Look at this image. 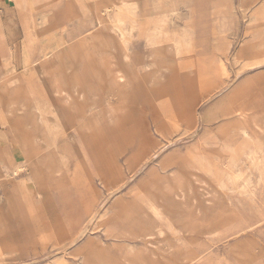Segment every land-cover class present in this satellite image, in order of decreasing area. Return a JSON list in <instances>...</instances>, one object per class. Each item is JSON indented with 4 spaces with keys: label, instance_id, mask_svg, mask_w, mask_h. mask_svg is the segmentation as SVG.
Masks as SVG:
<instances>
[{
    "label": "rangeland",
    "instance_id": "rangeland-1",
    "mask_svg": "<svg viewBox=\"0 0 264 264\" xmlns=\"http://www.w3.org/2000/svg\"><path fill=\"white\" fill-rule=\"evenodd\" d=\"M151 1L47 0L17 32L0 264H264V0Z\"/></svg>",
    "mask_w": 264,
    "mask_h": 264
},
{
    "label": "crops",
    "instance_id": "crops-1",
    "mask_svg": "<svg viewBox=\"0 0 264 264\" xmlns=\"http://www.w3.org/2000/svg\"><path fill=\"white\" fill-rule=\"evenodd\" d=\"M43 2L44 3L35 4L33 0H0V66H2L0 67V80L9 72L13 71V65H10L9 61L15 59L13 58L14 52L12 53V49H14L15 46L14 42L19 39V37L16 36L17 32L21 35H25L28 26L32 25L31 18L33 17V10L38 6L47 4V0ZM66 4L67 3L54 5L52 9H63L62 11H65L63 7H65ZM3 11L7 13L6 16H4ZM12 17L15 18L12 19ZM71 23L75 24L76 22L73 21ZM7 30H12V32L9 33ZM28 35L27 31V36ZM50 43L55 47L57 46V42L55 41Z\"/></svg>",
    "mask_w": 264,
    "mask_h": 264
},
{
    "label": "bare ground",
    "instance_id": "bare-ground-1",
    "mask_svg": "<svg viewBox=\"0 0 264 264\" xmlns=\"http://www.w3.org/2000/svg\"><path fill=\"white\" fill-rule=\"evenodd\" d=\"M34 1V3L35 4H40V3H44L43 1L44 0H33ZM138 1V0H137ZM153 2H154V0H152L151 2H150V5L151 6H153V5H155V4H153ZM115 4V6H117V4L115 3V1L114 2H111V4ZM126 3V2H125ZM135 3V2H134ZM129 3L127 2V5H128ZM133 4V3H132ZM160 5V3H157V5ZM139 6V5H138ZM170 8H171V11H173V12H178V11H183L184 9H188V11H189V13H191V15H192V20L193 19H195V18H197L198 20L201 18V8H202V6L201 5H199V4H196V5H190L189 3H188V1H186V0H182L181 1V4L180 3H178L177 1H173L170 5ZM77 7V6H76ZM120 7V6H119ZM128 7V6H127ZM135 7V6H134ZM65 14L62 16V17H59V21H62V22H67L69 19H71V16H75V15H78V13H82V8L81 7H79L78 8V10L76 9V11L74 10V9H72V7L67 3L66 5H65ZM154 8V7H153ZM139 9V8H138ZM152 13V12H151ZM163 14H165V13H163ZM44 18H50V17H52V16H56L57 17V14L55 13V14H50L48 17L46 16V15H42ZM205 16V15H204ZM148 17V16H147ZM152 17V16H151ZM43 18V19H44ZM172 18H173V16H172ZM203 18V17H202ZM98 20H100V19H98ZM142 20V19H141ZM201 21V20H200ZM203 21H206L205 19L203 20ZM194 21H193V23L192 24H190L189 23V28L186 30V33H185V36L190 40V43L189 44H185V46H183V45H180V44H174L173 43V46H172V52H174L175 54H180V53H182L183 52V48H185V49H188L189 47H191L192 46V43L193 42H195L194 41V37H195V35H196V33L199 31L200 32V28L195 24L194 25ZM198 24H199V22H197ZM43 23H41V25H42ZM204 24V23H203ZM62 26V25H61ZM191 27V28H190ZM202 28V27H201ZM211 28V27H210ZM140 32H141V29L139 30ZM206 33V32H205ZM204 33V34H205ZM208 34V33H207ZM199 35V34H198ZM35 36V35H34ZM203 37V36H202ZM144 39V38H143ZM200 40H197L196 42L198 43ZM161 46V45H160ZM48 48H51V47H53V49H51V51H50V53L51 52H53L54 50H55V53L57 52V50H56V47L54 46V45H52V43H50V44H48V46H47ZM46 47V48H47ZM28 48L29 49H31L32 50V47H31V44L28 46ZM170 48V47H169ZM146 49V48H145ZM26 50H28L27 49V47H26ZM150 50V49H149ZM41 52L43 51V50H40ZM143 51V50H142ZM152 51V50H151ZM39 52V51H38ZM148 53V52H147ZM47 54V53H46ZM44 55V54H43ZM50 55V54H49ZM45 56V55H44ZM43 56V57H44ZM130 56V55H129ZM144 57V56H143ZM152 57V56H151ZM38 60V59H37ZM37 60H33L31 63H33V64H35L36 63V61ZM25 67H27V66H25ZM163 69H164V67H163ZM161 71H163L162 69H161ZM161 71H159V72H161ZM168 73V72H167ZM163 74V73H162ZM165 75H167V74H165ZM168 76V75H167ZM164 77V76H163ZM69 80H71V79H69ZM37 81V80H36ZM19 82V83H18ZM17 83L19 84V85H21V86H23L25 83H26V81H24V79H20V80H18L17 79ZM64 83V82H63ZM71 83V82H70ZM73 83V82H72ZM168 83H170V82H168ZM203 85H205L204 83H203ZM146 86V85H145ZM156 86H158V85H156ZM41 87V86H40ZM161 87H162V83H161ZM39 88V87H38ZM162 88H164V87H162ZM24 89V91H26V89L25 88H23ZM162 90H164V89H162ZM48 91H49V88H48ZM162 93V92H161ZM43 94H44V92H43ZM164 94H165V92H164ZM190 94V93H189ZM46 95V94H45ZM167 95V94H166ZM27 96V95H26ZM86 97L87 99L88 98H90V94H89V91L88 90H86L85 91V93L83 92V94H81V95H78V97L77 98H81V97ZM165 96V95H164ZM41 97V96H40ZM66 97L68 98V100L69 99H71V102L73 103V105L70 107L71 109L70 110H72V113H73V115H74V117H78L79 116V111H78V108L75 106V98H74V96H72V94L71 93H68V92H66ZM42 98V97H41ZM172 98V97H171ZM194 98H195V94H194ZM43 99V98H42ZM182 99H183V97H182ZM189 99V98H188ZM197 99V98H196ZM28 100L30 101V102H32V103H35L36 101L34 100V98H32V95L30 96H28ZM171 100V99H170ZM181 100V99H180ZM179 100V101H180ZM191 101V100H190ZM66 112V111H65ZM4 113H5V111H4ZM63 118V117H62ZM264 121H260V122H256L258 125H261L263 128H264V123H263ZM14 124H17V123H14ZM45 124V123H44ZM62 127H63V125H62ZM241 135L243 136V137H246V138H249V139H252L253 141H256L255 140V136H256V134H255V131L254 130H252V129H250V127L249 126H247V125H242V128H241ZM66 136V135H65ZM256 148L261 152V150H262V145L261 144H257L256 145ZM154 158V157H153ZM136 162V161H135ZM0 164H3V161L2 160H0ZM1 166V165H0ZM60 262V261H59ZM62 262V261H61Z\"/></svg>",
    "mask_w": 264,
    "mask_h": 264
}]
</instances>
